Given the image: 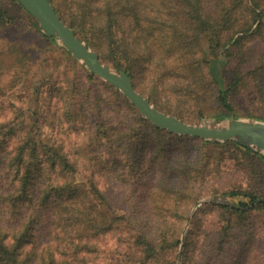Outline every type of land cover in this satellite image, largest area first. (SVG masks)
I'll return each mask as SVG.
<instances>
[{
	"label": "rangeland",
	"instance_id": "374dc122",
	"mask_svg": "<svg viewBox=\"0 0 264 264\" xmlns=\"http://www.w3.org/2000/svg\"><path fill=\"white\" fill-rule=\"evenodd\" d=\"M200 1L203 7L196 10L192 5L198 4L197 0H147L160 6L156 9L149 7V16L167 20L164 27L168 33L174 27L181 28L183 36L193 42L187 46L195 45V54L188 53L187 48L168 49L166 39L160 36L150 37L149 41L140 40L139 33L136 34L139 29L137 23H123L121 32H131L135 38L133 42L140 46L142 43L150 45L149 49L141 51L142 58L134 64V77L131 78L135 88L149 96L156 107L189 123L225 122L232 118L264 121V27L257 31L255 23L249 32H236V27H228L232 21H225L230 16L222 11L219 0ZM2 10L8 17L3 16ZM237 17L239 24L249 19L247 16ZM146 23L159 26L156 20ZM232 35L234 37L226 44ZM86 37L91 41L89 35ZM82 39L88 44L85 38ZM237 39L238 42H235ZM90 47L114 70H124L112 66L99 47L93 44ZM211 66L213 74H210ZM89 74H93L95 79H91ZM102 81L112 87L102 85ZM86 87L99 90L94 98H105V102L110 103L111 116L126 115L128 119L134 116V111L127 108L122 95L142 115L121 90L91 73L58 37L47 34L19 0H0V123H6L17 112L19 119L14 123H19V128L34 126L35 119H38L36 123L43 127L40 137L73 148L82 167L86 168L90 165L87 135H80L81 138L76 134L75 139L80 137L81 141L71 145L70 137L63 130L70 122L62 115L64 106L73 104L79 107L86 103ZM224 89L228 90L230 109L220 99V92ZM116 91L121 93V97ZM71 94L75 96L73 99ZM33 112H38L35 117ZM79 117L92 121L97 119L92 113L91 119L84 114ZM79 124L84 128L93 127L81 119ZM185 136L229 142L230 145L187 142L190 170L198 179L192 181L189 187L181 185L177 179L173 183H165L185 188L187 197L183 203L177 193L175 199L166 196L163 176L160 175L149 191L144 207L140 204V191L134 186V182L140 180L138 177L125 180L119 170L99 178L100 186L113 206L126 211L141 207L142 212L149 214L144 217V222L151 226L156 242L154 251L145 253L144 247L134 242L132 235L110 232L89 242L80 256V262L59 258L54 263L264 264V209L255 207L259 201H264V159L258 155L264 156V153L235 139L220 141ZM71 139L74 140L72 136ZM235 143L241 147L236 148ZM231 189L257 192L260 194L257 199L261 200L250 201L246 197L224 193ZM192 192L198 197L195 201L192 200ZM241 200L246 204L240 205ZM219 205L236 206L246 212L229 210L223 215ZM136 213L133 222L143 219L139 210ZM191 222L200 225L201 241L194 253L185 258L184 243ZM165 224L170 228L169 237L161 239L162 229L158 226ZM220 225L231 226L226 235L229 241L220 240L217 231ZM59 241L57 234L52 237L54 247ZM207 250L211 253L208 258L205 255Z\"/></svg>",
	"mask_w": 264,
	"mask_h": 264
},
{
	"label": "trees",
	"instance_id": "16d2710c",
	"mask_svg": "<svg viewBox=\"0 0 264 264\" xmlns=\"http://www.w3.org/2000/svg\"><path fill=\"white\" fill-rule=\"evenodd\" d=\"M50 1L77 34L87 40L89 46L93 44L99 47L101 54L112 66L124 69L132 78L134 64L142 58L141 51L149 49L150 45L142 43L140 46L133 42L135 38L131 32H121L124 22L137 23L139 29L136 34L139 33L140 40L149 41L150 37L160 36L166 39L168 49L187 48L188 53H196L195 45L187 46L193 42L183 36L181 28L174 27L168 33L164 27L167 20L149 16V7L156 9L160 7L158 3H149L147 0ZM219 1L223 6L222 11L230 16L225 21H232L228 27H236L234 31L249 32L255 23L257 31L264 27V0ZM197 2L198 4L192 5L193 9H202L201 1ZM1 13L8 17L3 10ZM237 15L247 16L249 19L239 24ZM152 20H156L159 26L146 23ZM203 22L207 23L206 20ZM215 33L218 34L216 31ZM88 35L91 41H88ZM233 37L234 35L228 38L226 44ZM241 37L240 35L238 38ZM209 69L210 74H213V66ZM88 76L95 79L93 74ZM101 83L112 87L103 81ZM91 86L94 87V83ZM84 92L86 103L79 107L68 104L64 106L62 115L70 122L63 130L70 137L71 145L79 143L85 133L87 135L90 165L86 168H83L80 159L75 156L73 148L40 137L43 127L36 123L38 119H35L34 126L19 128V123H14V120L19 119L17 112L6 123H0V264H55V260L59 258L77 259L80 262V256L88 248V243L110 232L132 235L134 242L144 247L145 253H151L155 250L156 242L153 240L151 226L144 222V217L149 214L142 212L140 208L146 204L149 191L158 175L163 176L166 196L175 199L177 193L183 203L187 197L185 188L165 183H173L177 179L181 185L189 187L192 181L198 179L190 170L187 142L230 145L229 142L191 138L162 130L140 115L123 95L122 100L128 104L127 108L134 111V116L130 119L126 115L111 116L110 103L105 102V98H94L98 89L86 87ZM116 94L121 97L120 92L116 91ZM73 97L75 96L71 94V99ZM220 99L230 109L227 89L221 90ZM123 101L120 103L123 104ZM37 113L33 112V117ZM91 113L96 115V120L79 117L84 114L87 119H91ZM79 119L93 127H80ZM76 134L82 137L75 139ZM235 146L241 147L237 143ZM245 150L253 153L248 148ZM258 155L264 159L263 155ZM119 170L125 180L137 177L140 179L134 182L141 198V207L137 209L143 217L138 222L132 221L137 215L136 208L126 211L113 206L100 186L101 176L111 175ZM194 193L192 192L193 201L198 198ZM224 193L233 197H246L250 201L260 197V194L250 190L231 189ZM239 204L245 205L246 202L241 200ZM218 207L223 215L229 210L246 212L236 206ZM255 207L264 209V201H259ZM158 228L162 229L161 239H168L170 228L166 224ZM230 228V225L217 227L220 240L223 238L224 241H229L226 235ZM56 234L60 241L54 247L52 237ZM200 241V225L191 222L183 256L188 258L194 253ZM58 254L61 256H57ZM205 255L208 258L210 251L207 250Z\"/></svg>",
	"mask_w": 264,
	"mask_h": 264
},
{
	"label": "water",
	"instance_id": "95a60500",
	"mask_svg": "<svg viewBox=\"0 0 264 264\" xmlns=\"http://www.w3.org/2000/svg\"><path fill=\"white\" fill-rule=\"evenodd\" d=\"M19 2L38 20L47 34L58 37L76 58L83 61L91 73L102 77L121 90L141 114L155 126L173 133L204 139L220 141L235 139L264 153V121L232 118L225 122L218 120L214 123L195 124L160 110L151 102L149 96L135 88L131 76L125 70L116 71L104 63L99 53L92 49L59 15L50 0H19Z\"/></svg>",
	"mask_w": 264,
	"mask_h": 264
}]
</instances>
